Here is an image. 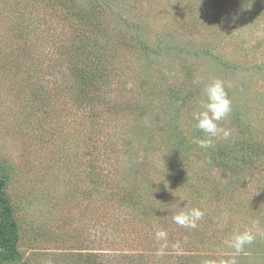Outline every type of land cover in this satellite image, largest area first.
Returning a JSON list of instances; mask_svg holds the SVG:
<instances>
[{
    "label": "rangeland",
    "instance_id": "374dc122",
    "mask_svg": "<svg viewBox=\"0 0 264 264\" xmlns=\"http://www.w3.org/2000/svg\"><path fill=\"white\" fill-rule=\"evenodd\" d=\"M43 2L0 0V175L21 256L3 264H220L246 229L236 264H264V0H79L76 19ZM73 45L108 69L89 95L65 83ZM213 78L231 135L205 150L191 113ZM179 197L197 228L172 221Z\"/></svg>",
    "mask_w": 264,
    "mask_h": 264
},
{
    "label": "clouds",
    "instance_id": "9594fccd",
    "mask_svg": "<svg viewBox=\"0 0 264 264\" xmlns=\"http://www.w3.org/2000/svg\"><path fill=\"white\" fill-rule=\"evenodd\" d=\"M199 83V82H197ZM229 85L220 78H213L202 87V98L198 100L197 107L192 111L191 116L195 121V127L204 135L202 138H195L193 142L201 149H214L218 140H227L231 133L221 125V122L228 117L232 111V102L228 95ZM184 198L174 203L177 209L172 214V221L185 229H195L204 216V212L198 207H184ZM159 240L167 241L168 233L159 229L155 233ZM257 233L251 229L231 234L225 241L227 247L233 250V257L229 261H220V264H236L235 257L244 253L246 246L254 243ZM204 264H210L204 261Z\"/></svg>",
    "mask_w": 264,
    "mask_h": 264
},
{
    "label": "trees",
    "instance_id": "16d2710c",
    "mask_svg": "<svg viewBox=\"0 0 264 264\" xmlns=\"http://www.w3.org/2000/svg\"><path fill=\"white\" fill-rule=\"evenodd\" d=\"M43 1L46 6L52 3L57 6V9L67 11V14L69 12L73 14V11L75 19L76 17L81 16L79 13L82 14L79 0ZM75 7L76 9H74ZM74 17L71 16V24H77V22H72ZM67 20H70L69 15ZM74 29L75 28H73V31ZM86 34H88L87 31ZM79 38L81 40L80 44L76 46L77 48L85 46L84 41L85 44H87V41L89 40L84 35V33H80ZM75 49V45H73L70 49L67 48L66 51L70 56V60L74 61V63L73 66L69 67L67 76L65 78V83H67L66 86L72 85V90L75 89L78 90L77 92L79 93L89 95L91 92H94L93 89L99 90V88H97L101 83H99V78H101L100 76H102V72L105 70L107 71L108 69L105 62H103L104 59L97 55V51L91 50L89 57H81L77 54L75 55ZM63 52L64 51H62V53ZM69 83L72 84L69 85ZM5 186L6 179L0 175V264L21 259L20 253L18 252V244L20 239L19 228L15 220L13 206L5 190Z\"/></svg>",
    "mask_w": 264,
    "mask_h": 264
}]
</instances>
